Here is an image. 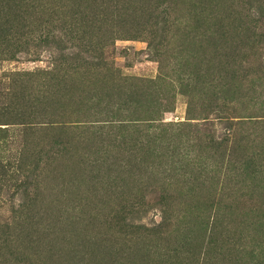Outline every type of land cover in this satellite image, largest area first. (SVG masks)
I'll use <instances>...</instances> for the list:
<instances>
[{"label":"rangeland","instance_id":"rangeland-1","mask_svg":"<svg viewBox=\"0 0 264 264\" xmlns=\"http://www.w3.org/2000/svg\"><path fill=\"white\" fill-rule=\"evenodd\" d=\"M0 264H264V0H0Z\"/></svg>","mask_w":264,"mask_h":264}]
</instances>
